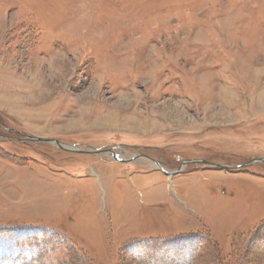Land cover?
Segmentation results:
<instances>
[{
  "label": "rangeland",
  "instance_id": "rangeland-1",
  "mask_svg": "<svg viewBox=\"0 0 264 264\" xmlns=\"http://www.w3.org/2000/svg\"><path fill=\"white\" fill-rule=\"evenodd\" d=\"M262 95L264 0H0V255L264 264Z\"/></svg>",
  "mask_w": 264,
  "mask_h": 264
},
{
  "label": "trees",
  "instance_id": "trees-1",
  "mask_svg": "<svg viewBox=\"0 0 264 264\" xmlns=\"http://www.w3.org/2000/svg\"><path fill=\"white\" fill-rule=\"evenodd\" d=\"M3 240V239H2ZM9 245L7 248L4 249L5 254L0 255V264H31L33 261L38 259L39 257L42 258L40 252L41 248L35 238H27L22 240V242L15 241L14 238H7ZM179 240V239H178ZM178 240H174L173 242H178ZM200 240V239H199ZM179 241H185L186 245L189 247L194 240H189L188 238L181 239ZM196 241V240H195ZM13 242V243H11ZM165 242H146L144 244H132V247H140L144 249L145 254L149 255L152 254V250L155 248H159V246H163ZM172 244V243H171ZM12 245V246H11ZM166 247V246H164ZM161 248V247H160ZM44 249V248H43ZM35 251V254L33 253ZM46 253V251H45ZM181 254L186 255L182 262H177L172 260L168 262V264H192L191 262V255H189L188 250L186 247L180 252ZM142 256V255H139ZM144 258V257H143ZM175 258V257H174ZM147 259V257H146ZM177 259V258H176ZM148 261V259H147ZM42 263V261H40ZM157 264L156 261L149 260L148 263ZM160 264V263H158Z\"/></svg>",
  "mask_w": 264,
  "mask_h": 264
},
{
  "label": "bare ground",
  "instance_id": "bare-ground-1",
  "mask_svg": "<svg viewBox=\"0 0 264 264\" xmlns=\"http://www.w3.org/2000/svg\"><path fill=\"white\" fill-rule=\"evenodd\" d=\"M259 103V108L262 110H264V96L262 95V97H261V99H260V101L258 102ZM258 108V109H259ZM108 121H107V123L108 124H110L111 122H112V125H115L116 124V118L115 117H110V118H108L107 119ZM111 121V122H110ZM255 258V257H254ZM192 263H193V261H192Z\"/></svg>",
  "mask_w": 264,
  "mask_h": 264
},
{
  "label": "water",
  "instance_id": "water-1",
  "mask_svg": "<svg viewBox=\"0 0 264 264\" xmlns=\"http://www.w3.org/2000/svg\"><path fill=\"white\" fill-rule=\"evenodd\" d=\"M28 140L36 142V143H51L52 142V141H49V140L39 139V138H32V137H29ZM52 143H56L60 148H63L58 142H52ZM63 149L64 150H70V149H65V148H63Z\"/></svg>",
  "mask_w": 264,
  "mask_h": 264
}]
</instances>
